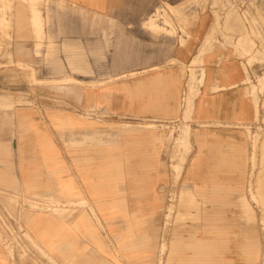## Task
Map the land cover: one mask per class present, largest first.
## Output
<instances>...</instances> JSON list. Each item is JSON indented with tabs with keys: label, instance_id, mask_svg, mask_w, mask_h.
<instances>
[{
	"label": "crops",
	"instance_id": "crops-1",
	"mask_svg": "<svg viewBox=\"0 0 264 264\" xmlns=\"http://www.w3.org/2000/svg\"><path fill=\"white\" fill-rule=\"evenodd\" d=\"M67 1L89 13L98 41L104 18L119 23L127 15L126 19L138 23L141 14L153 7L152 0ZM0 2V23L9 26L7 9L14 2ZM43 2L18 0L16 4L23 29L30 23L40 38L45 35ZM26 8L31 11L28 17ZM201 20L191 28L189 49L179 45L180 34L162 36L159 41H169L175 46L174 57L190 61L209 28L207 19ZM65 21L82 30L87 17L68 15ZM32 41L25 37L12 41L14 61L37 67L41 46ZM78 46V42L65 44L72 50ZM48 52L54 53L53 49ZM220 54L209 52L203 57L205 83L194 98L193 119L188 123L191 149L177 179L174 164L179 152H174L172 144L169 149L164 130H121L124 119L151 117L146 110L167 108L172 80H182L178 68L161 69L171 73L160 75L159 84L153 86L150 79L143 87L137 86L143 75L111 80L103 68L95 74L82 73L78 79L86 84L58 86L53 80L64 75L57 76L43 62L41 72L1 65L2 204L25 206L0 225V264H259L258 241L249 234L239 238L250 147L243 124L254 117L255 107L239 84L245 77L242 60L230 52ZM164 59L162 54L155 60ZM0 61L5 63L9 57H0ZM34 77L45 82L35 83ZM259 80L264 82V76ZM91 81L96 84H89ZM24 89L36 97L35 104L16 103L17 93ZM74 92L79 97L72 96ZM56 94L64 95L67 103L57 104ZM13 103L15 108L10 107ZM92 103L98 112L88 115L85 112ZM179 135L177 132L175 137ZM261 147L264 150V138ZM254 184L253 196L264 204L263 170ZM174 190L176 205H201V221L180 226L169 235L165 222ZM83 200L86 202L80 204ZM64 205L71 212L65 213ZM191 227L193 232L182 231Z\"/></svg>",
	"mask_w": 264,
	"mask_h": 264
},
{
	"label": "rangeland",
	"instance_id": "rangeland-1",
	"mask_svg": "<svg viewBox=\"0 0 264 264\" xmlns=\"http://www.w3.org/2000/svg\"><path fill=\"white\" fill-rule=\"evenodd\" d=\"M12 1L14 4L7 9L11 21L10 25L4 26L0 23V57L7 56L9 61L5 63L0 61V66L11 65L18 66L22 70L40 71L42 70L40 62H43L52 70H55L57 76L64 75L59 81L57 79L53 80L58 86L72 83L86 84L85 81H79L78 78L81 74H95L96 70H102V68L111 80L121 81L143 75L137 79V86L143 87L145 81L149 79L153 86L159 84L160 75L163 77L171 73L170 70L165 72L161 69L175 67L179 69L182 80L180 77L172 80L173 93L167 95L169 99L167 108L146 110L145 112L150 113L151 117L144 115L139 119L137 117L135 119H124L122 122L123 129L121 130L122 132L127 131L129 128L153 131L164 130L168 134L169 149H171L170 145L172 144L174 152L175 150L179 152L178 161L174 164L175 179H177V174L185 165L191 149L182 154L178 145L180 140H188V133L191 128L188 123H191L193 119L191 104L187 102L185 97L186 92L190 83H193L196 88L199 87V91L195 92L194 98L200 93V88L205 83V66L203 58L195 63H192L194 59H189L190 61L177 59L174 57L175 46L169 44V41H159V39L162 36H178L180 34L178 36L180 38L179 45L189 49L192 42L189 41L192 37L191 28L195 27L201 18V21L207 19L209 28L203 37V41H201L199 50L209 49L207 53L218 52L219 54L222 51L223 53L230 52L242 60L245 77L239 84L244 87L247 97L251 99L255 107L254 117L243 124L248 134L250 147L247 186L241 192V202L243 204L240 206V218L243 228L239 233V238H244L249 234L250 237L258 241L262 254L259 264H264V204L261 198L253 196V191L256 188L254 184L255 177L260 171H264V150L261 147L264 138V82L259 80L260 77L264 76V0H152L153 7L151 11L141 14L138 23L126 19L127 15L119 23L113 18H104L103 33L102 31L98 32L99 41L95 37L97 30H95L94 23L92 24L90 20L89 13L77 8L75 3L67 0H43V32L45 35L40 38L36 35L30 23H27L26 28L23 29L20 21H18L16 5L18 0ZM156 9L158 11L154 19L146 23V20ZM25 10V16L28 17L31 11L29 8ZM68 15L82 17L85 20L87 17V23L82 24V30L71 27L65 21V17ZM24 30L25 33H23ZM28 30L30 31L29 34H27ZM22 37L34 39L32 42H35V44L40 43L42 53L40 52L37 55L39 60V63H36L37 67L23 65L21 62L13 60L10 50L11 43ZM145 38H147V41L144 40ZM36 39H41V41H36ZM67 41L78 42L77 50L65 47ZM50 49H53L54 53L48 52ZM162 54L167 59L163 61L155 60L159 59ZM97 57L103 61L95 60ZM110 59H113V61H110ZM151 64H158L159 67H149ZM143 66L148 67L132 72V70ZM153 71L157 72L151 73ZM203 71L204 79L201 82L199 76H202L201 72ZM147 73H149L148 76L145 75ZM192 75L195 76L194 82L192 81ZM26 79L28 80V78ZM170 80L169 78L168 81ZM32 81L35 83L45 82L35 77L32 78ZM89 84L95 85L96 82L91 81ZM17 94L19 97L16 103L35 104L37 101L36 97L31 96L27 89ZM40 96L42 97V95ZM72 96L79 97V93L74 92ZM152 99L154 101V97ZM54 100L57 104L67 103L64 95L56 94ZM95 106V103H92L91 108L84 112L88 115L97 114L98 111ZM10 107L15 108L16 104L13 103ZM177 132L180 135L176 138ZM175 192L174 190L171 194L172 200L168 207V217L165 222V232L169 235L176 230L179 231L180 226L187 227L188 223L194 224L201 221L198 216V207L201 208V205L189 207L176 205ZM17 197L20 200L22 199L21 195ZM24 200L28 202L26 196H24ZM84 201L86 202V200H83L81 204H84ZM2 202L3 197L0 192V225H4L7 216H15L19 212L18 210L21 211L25 206V204H7L5 206ZM248 206L250 207L249 210L246 209ZM64 209H66L65 205L63 211ZM67 211L71 212V210ZM67 211L65 213H68ZM191 228H183L182 231L186 233L193 232L194 228Z\"/></svg>",
	"mask_w": 264,
	"mask_h": 264
},
{
	"label": "bare ground",
	"instance_id": "bare-ground-1",
	"mask_svg": "<svg viewBox=\"0 0 264 264\" xmlns=\"http://www.w3.org/2000/svg\"><path fill=\"white\" fill-rule=\"evenodd\" d=\"M173 6V5H172ZM32 18V17H31ZM34 22V21H33ZM185 28V27H184ZM209 49H206V50H199V52L194 56V61L192 62V63H195V62H198V61H201L202 60V58L204 57V55L207 53V51H208ZM205 51V52H204ZM201 74H202V76L200 77L199 76V79H200V81L201 80H203L204 79V71L203 72H201ZM194 78H195V76L194 75H192V81L194 82ZM202 82V81H201ZM197 91H199V87L198 88H196L195 87V84H193V83H190V86H189V89L187 90V92H186V100H187V102H189L190 104H191V112H192V105H193V98H194V94H195V92H197ZM178 145H179V150H180V152H182V154H184L185 152H186V150L188 151V149H190V144H189V142H188V140L187 141H179V143H178ZM85 202V201H84ZM80 204H81V201H80ZM247 205V204H246ZM246 209H250V207L248 206V207H246ZM67 210H69V209H64V212H66Z\"/></svg>",
	"mask_w": 264,
	"mask_h": 264
}]
</instances>
